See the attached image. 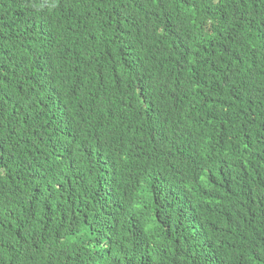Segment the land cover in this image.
I'll return each instance as SVG.
<instances>
[{
  "label": "trees",
  "instance_id": "obj_1",
  "mask_svg": "<svg viewBox=\"0 0 264 264\" xmlns=\"http://www.w3.org/2000/svg\"><path fill=\"white\" fill-rule=\"evenodd\" d=\"M0 264H264V0H0Z\"/></svg>",
  "mask_w": 264,
  "mask_h": 264
}]
</instances>
